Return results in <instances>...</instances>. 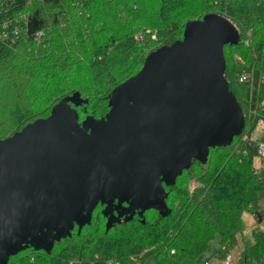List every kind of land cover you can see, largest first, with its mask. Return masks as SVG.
<instances>
[{"label": "trees", "instance_id": "16d2710c", "mask_svg": "<svg viewBox=\"0 0 264 264\" xmlns=\"http://www.w3.org/2000/svg\"><path fill=\"white\" fill-rule=\"evenodd\" d=\"M212 12L239 31L223 54L244 114L241 134L164 185L167 215L149 209L107 227L98 204L79 231L75 226L49 251H20L8 264H183L216 237L218 259L237 249V264H264V226L245 232L242 218L251 213L257 224L263 216L264 156L251 134L264 119V0H0V139L48 116L75 91L88 100L76 107L80 122L103 117L109 92L138 72L150 51L181 39L187 21Z\"/></svg>", "mask_w": 264, "mask_h": 264}, {"label": "water", "instance_id": "95a60500", "mask_svg": "<svg viewBox=\"0 0 264 264\" xmlns=\"http://www.w3.org/2000/svg\"><path fill=\"white\" fill-rule=\"evenodd\" d=\"M239 39L219 13L189 20L181 39L150 51L109 92L103 117L80 122L76 107L88 100L75 91L0 139V264L30 247L49 251L98 204L107 227L149 209L170 213L164 185L244 128L224 75L223 47Z\"/></svg>", "mask_w": 264, "mask_h": 264}, {"label": "rangeland", "instance_id": "374dc122", "mask_svg": "<svg viewBox=\"0 0 264 264\" xmlns=\"http://www.w3.org/2000/svg\"><path fill=\"white\" fill-rule=\"evenodd\" d=\"M124 69V67L122 68ZM264 139V119L260 120L251 134V140L254 142L261 143ZM263 216L258 218L257 224L254 215L248 212L242 214V218L245 224V232L250 231V229L257 225L260 228L264 226V202H263ZM106 223V222H105ZM251 236V235H250ZM218 248V238L216 237L209 243L208 249L195 261L184 260L183 264H237L239 258V252L237 249L233 250L231 253V260H221L215 257L216 250ZM246 264H254L252 260H248Z\"/></svg>", "mask_w": 264, "mask_h": 264}, {"label": "built area", "instance_id": "2783aa9c", "mask_svg": "<svg viewBox=\"0 0 264 264\" xmlns=\"http://www.w3.org/2000/svg\"><path fill=\"white\" fill-rule=\"evenodd\" d=\"M17 31V30H16ZM15 31V32H16ZM246 44H247V41H246ZM252 75V72H247V73H243L240 77V80L243 81V80H246L247 78L251 77ZM257 153L260 155V156H264V141L259 143L258 147H257ZM231 257L230 255L226 258L227 260H229ZM114 262L109 260L107 261L106 264H113Z\"/></svg>", "mask_w": 264, "mask_h": 264}, {"label": "flooded vegetation", "instance_id": "af4514ba", "mask_svg": "<svg viewBox=\"0 0 264 264\" xmlns=\"http://www.w3.org/2000/svg\"><path fill=\"white\" fill-rule=\"evenodd\" d=\"M137 213H135L134 215H136ZM123 218V217H122Z\"/></svg>", "mask_w": 264, "mask_h": 264}]
</instances>
